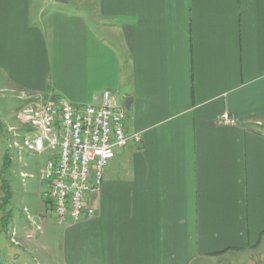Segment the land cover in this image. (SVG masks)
Listing matches in <instances>:
<instances>
[{
  "label": "crops",
  "instance_id": "1",
  "mask_svg": "<svg viewBox=\"0 0 264 264\" xmlns=\"http://www.w3.org/2000/svg\"><path fill=\"white\" fill-rule=\"evenodd\" d=\"M64 1L0 0V95L83 106L110 91L130 100L125 131L141 142L117 151L88 198L94 216L63 225L55 247L47 222H23L14 263L192 264L257 245L264 0ZM11 116L20 141L27 125Z\"/></svg>",
  "mask_w": 264,
  "mask_h": 264
},
{
  "label": "built area",
  "instance_id": "2",
  "mask_svg": "<svg viewBox=\"0 0 264 264\" xmlns=\"http://www.w3.org/2000/svg\"><path fill=\"white\" fill-rule=\"evenodd\" d=\"M20 99L26 103L19 117L27 126L17 128L20 141L15 148L48 157L40 180L47 183L56 223L92 218L95 211L88 198L100 189L105 168L129 141L141 142L139 133L125 131L127 110L110 91L103 92L98 105L76 106L65 99L44 102L41 96ZM36 99L38 104L33 103ZM221 119L234 124L227 113Z\"/></svg>",
  "mask_w": 264,
  "mask_h": 264
},
{
  "label": "rangeland",
  "instance_id": "3",
  "mask_svg": "<svg viewBox=\"0 0 264 264\" xmlns=\"http://www.w3.org/2000/svg\"><path fill=\"white\" fill-rule=\"evenodd\" d=\"M69 10L75 11V8L71 7ZM0 97V264H15L16 255L13 253L19 252V247L15 244L20 241L21 232L24 233V230L21 231L23 222H28L29 231L33 228L32 221L39 223L40 226L47 222L52 229L46 238L48 242H53L49 246L51 248L55 247L57 238L60 239L64 227L58 226L53 216L46 213L45 205L40 198L41 194L43 199L46 198L47 184L41 187L40 177L47 163L42 158L28 155L30 153H19L15 148V139L12 135L14 132L10 127H14L17 120L15 121L11 114L20 111L24 103L9 95ZM22 174L27 175L23 177ZM9 193L11 195L8 197ZM6 197L8 203H5ZM15 231L18 234L16 237ZM31 245L33 243H30ZM34 255H30L26 262L19 261V264H49L46 254L40 252ZM57 264H60L59 258ZM192 264H264V237L257 245L246 250H229L217 256L200 257L199 261Z\"/></svg>",
  "mask_w": 264,
  "mask_h": 264
},
{
  "label": "water",
  "instance_id": "4",
  "mask_svg": "<svg viewBox=\"0 0 264 264\" xmlns=\"http://www.w3.org/2000/svg\"><path fill=\"white\" fill-rule=\"evenodd\" d=\"M56 1L61 2V3H64V2H65L64 0H56ZM125 108H126L127 110L130 109V100H126V101H125Z\"/></svg>",
  "mask_w": 264,
  "mask_h": 264
},
{
  "label": "trees",
  "instance_id": "5",
  "mask_svg": "<svg viewBox=\"0 0 264 264\" xmlns=\"http://www.w3.org/2000/svg\"><path fill=\"white\" fill-rule=\"evenodd\" d=\"M10 195H11V193L8 194V197H9ZM5 203H8V202H7V197H6Z\"/></svg>",
  "mask_w": 264,
  "mask_h": 264
}]
</instances>
